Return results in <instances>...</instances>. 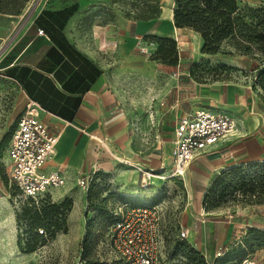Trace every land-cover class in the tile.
<instances>
[{"label": "rangeland", "instance_id": "1", "mask_svg": "<svg viewBox=\"0 0 264 264\" xmlns=\"http://www.w3.org/2000/svg\"><path fill=\"white\" fill-rule=\"evenodd\" d=\"M239 1L242 8H264V0ZM156 2L160 5V14L154 18L156 28L162 22L171 23L173 0H0V14L12 20L19 19L20 24L35 10L52 14L75 4L77 8L70 17L74 45L104 72L120 111L138 126L162 97L171 99L178 88L180 94H186L190 92L188 87L194 84L248 85L264 106V87L255 69L264 61V52L256 47L253 54L242 55L234 50L231 42H225L220 52L208 55L201 53L202 39L190 29L183 28L172 36L153 32L134 38L136 35L130 27L128 34L133 37V44L126 51L120 50L116 34L111 30L144 21L141 15ZM159 37L174 39L175 65H168L172 60L169 53H163V60V55L156 53V38ZM168 45L165 44L164 50H168ZM19 91L17 83L0 69V264H119L118 256L108 245L107 229L119 207L126 210L142 203L160 210V264H190L175 251L176 242L181 240L197 250V232L191 231L186 238L179 236L186 205L182 187L177 183L167 186L165 182L152 181L153 184L141 189L138 172L129 164L108 172L93 171L88 188L78 186L74 179L67 194L59 195L54 191L48 194L51 203L60 205L67 201L65 230L51 239L44 235L36 242L35 250L28 252L33 242H27L32 236L25 233V223L16 219L26 201L9 183L6 169L9 135L21 111L16 109ZM225 182L228 184L227 179ZM259 202L257 195L237 191L223 199L209 198L205 212L211 215V220H219L238 206L256 208L264 203ZM211 233L205 244L206 252L202 254L197 250L206 264H236L244 257L238 247L245 234L235 243L230 241L226 246H217ZM249 258L255 261L253 255Z\"/></svg>", "mask_w": 264, "mask_h": 264}, {"label": "crops", "instance_id": "2", "mask_svg": "<svg viewBox=\"0 0 264 264\" xmlns=\"http://www.w3.org/2000/svg\"><path fill=\"white\" fill-rule=\"evenodd\" d=\"M70 17L62 21L56 13L35 10L19 24V19L0 14V69L19 86L16 109L21 110L20 115L26 102L34 100L44 109L40 120L58 134L54 154L43 171L61 172L65 183L50 189L48 194L54 191L65 195L74 179L82 175L108 172L128 164L137 170L140 185V169L167 175L172 165V141L178 118L188 112L206 110L227 115L236 129L217 143L213 152L190 163L184 177L186 205L179 227L187 231V236L191 231L197 232L195 246L202 254L211 232L217 246H226L230 241L240 240L249 227L264 230V203L256 208L238 206L219 220H211L203 208V198L218 175L232 167L264 162V106L254 89L234 83L194 84L188 87L190 92L180 94L178 88L171 99L162 97L138 126L120 111L104 72L74 45ZM154 25L155 20L151 19L124 24L111 32L116 34L120 50L126 51L133 44V37L128 34L130 27L134 38L153 32L172 36L182 30L169 21L157 24L156 28ZM39 29L42 34L37 33ZM152 181L163 183L150 179V184ZM164 182L167 186L172 183L181 186L178 180ZM196 219L201 222H195ZM252 255L255 264H264V249Z\"/></svg>", "mask_w": 264, "mask_h": 264}, {"label": "built area", "instance_id": "3", "mask_svg": "<svg viewBox=\"0 0 264 264\" xmlns=\"http://www.w3.org/2000/svg\"><path fill=\"white\" fill-rule=\"evenodd\" d=\"M38 34L43 31L39 29ZM161 104V103H160ZM44 109L29 99L18 117L7 148V177L9 183L24 200L39 203L52 188L61 187L65 177L61 172H44L46 162L54 154L58 134L40 120ZM234 121L225 114L196 110L179 117L174 128L172 165L167 175L139 170L141 188L150 185V179L178 180L186 194L184 177L190 163L197 157L213 152L217 143L235 132ZM90 175L76 179L77 185L88 188ZM107 229L111 250L118 256L119 264H160V210L157 206L142 203L122 210ZM202 218V215H199ZM203 220V218L201 219ZM196 219L195 222H201ZM179 236L187 237L180 229ZM236 264H255L246 257Z\"/></svg>", "mask_w": 264, "mask_h": 264}, {"label": "trees", "instance_id": "4", "mask_svg": "<svg viewBox=\"0 0 264 264\" xmlns=\"http://www.w3.org/2000/svg\"><path fill=\"white\" fill-rule=\"evenodd\" d=\"M76 8L77 6L73 4L55 13L65 21ZM159 14L160 5L156 2L148 7L141 15V19L151 20L157 18ZM172 22L176 29H190L200 35L203 54H217L225 42H231L234 50L242 55L253 54L254 47L264 52V8H242L239 0H173ZM156 43L158 45L156 53L163 55L162 60L165 59L163 53L167 52L172 57L168 65H175L177 58L174 39L159 37L156 38ZM166 43L169 44L168 50H164ZM255 69H257V78L264 87V61H261ZM226 179L228 184H225ZM14 190L17 191L15 188ZM237 191H241L244 195H257L260 202H264V162L232 167L218 175L203 198L204 211L209 198L223 199ZM25 201L26 205L21 208L16 219L25 223L27 228L25 233L32 236L31 241L27 242L28 244L33 242L28 248V252H31L35 250L36 242L44 235H48L51 239L56 233L65 230L64 210L67 201L58 205L51 203L48 196L37 204L30 199ZM239 244L238 248L244 257L236 263L249 257L256 250L264 249V230L247 228ZM175 251L190 264H206L203 255L185 240L176 242Z\"/></svg>", "mask_w": 264, "mask_h": 264}, {"label": "bare ground", "instance_id": "5", "mask_svg": "<svg viewBox=\"0 0 264 264\" xmlns=\"http://www.w3.org/2000/svg\"><path fill=\"white\" fill-rule=\"evenodd\" d=\"M171 23H172V20H171Z\"/></svg>", "mask_w": 264, "mask_h": 264}]
</instances>
